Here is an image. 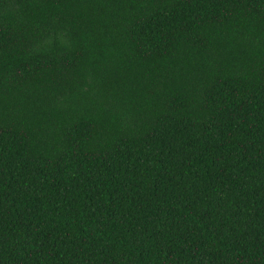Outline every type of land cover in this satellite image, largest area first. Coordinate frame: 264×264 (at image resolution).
I'll return each instance as SVG.
<instances>
[{
	"label": "trees",
	"instance_id": "1",
	"mask_svg": "<svg viewBox=\"0 0 264 264\" xmlns=\"http://www.w3.org/2000/svg\"><path fill=\"white\" fill-rule=\"evenodd\" d=\"M0 264H264V0H0Z\"/></svg>",
	"mask_w": 264,
	"mask_h": 264
}]
</instances>
